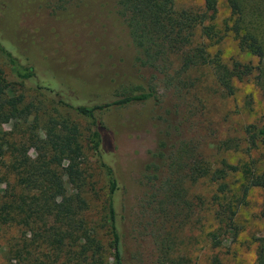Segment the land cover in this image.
Segmentation results:
<instances>
[{
	"label": "trees",
	"instance_id": "obj_1",
	"mask_svg": "<svg viewBox=\"0 0 264 264\" xmlns=\"http://www.w3.org/2000/svg\"><path fill=\"white\" fill-rule=\"evenodd\" d=\"M90 1L0 0L1 15L8 18L0 27V62L19 85L6 83L0 73V228L17 226L25 238L12 264L23 260L30 245L45 257L30 264H143L147 256L153 264H226L218 252L203 263L193 261L191 237L184 230L209 208L195 186L201 180L211 186L207 202L217 225L206 239L209 247H221L236 239V216L250 190L264 191V166L253 159L211 163L199 152L201 140L192 137L199 130L192 122L213 94L232 95L237 81L251 79L264 103V0H222L228 15L221 24L215 22L220 0H203L197 8L178 7L175 0H109L135 53L127 69L101 81L51 63L34 45L19 44L13 26L20 14L47 9L65 20ZM226 33L257 62H230L212 51ZM29 88L35 95L27 93ZM130 105L137 107L134 120L158 122L159 138L142 167V191L128 222L116 144L105 116ZM244 133L250 145L264 143V119L247 123ZM231 140L217 147L227 149ZM85 145L106 179L99 223L86 218L91 184L82 165ZM235 171L241 179L233 190L225 179ZM261 208L264 216V197ZM255 241L251 264H264V234Z\"/></svg>",
	"mask_w": 264,
	"mask_h": 264
},
{
	"label": "rangeland",
	"instance_id": "obj_2",
	"mask_svg": "<svg viewBox=\"0 0 264 264\" xmlns=\"http://www.w3.org/2000/svg\"><path fill=\"white\" fill-rule=\"evenodd\" d=\"M178 7L197 8L203 5V0H175ZM228 10L222 0L218 3L215 22L225 21ZM0 12V27L7 22ZM16 22V21H15ZM21 47L36 46L48 60L75 74L95 81H101L115 71L127 69L134 58V47L122 22V18L109 0H91L75 15L65 20H57L49 14V10H32L20 14L13 26ZM212 51H219L224 60L257 62V59L246 51H242L237 40L231 33H226ZM40 54V55H41ZM0 73L6 83L11 82L19 87L18 79L11 68L0 62ZM27 93L35 92L29 88ZM204 97V92L197 91ZM137 107L130 105L122 107L105 116L107 125L112 130L121 176L124 184V215L130 222L136 212L137 199L142 187L138 178L144 163L150 158L156 148L159 138V124L152 118L134 120ZM264 119V103L258 86L251 79L237 81L232 95L219 97L213 94L204 113L194 118L192 123L199 125L192 137L201 140L199 149L201 155L211 163L217 164L220 159L240 165L250 159L255 160L260 167L264 166V143L255 146L246 141L244 127L247 123L259 122ZM83 135L81 142L85 144L87 134L85 123L81 122ZM11 128V122L3 126ZM190 137V136H189ZM229 138V148H218V144ZM85 159L82 163L85 174L91 184L87 192L89 209L86 218L92 223H99L101 213V199L107 189L106 179L98 164L96 156L85 145ZM33 153L31 149V154ZM241 179L239 171L231 172L225 179L228 186L235 190ZM201 180L195 186V191L204 198L208 207L201 210L200 221L194 225H187L184 234L191 237L190 251L193 261L203 263L205 259L218 252L226 264H251L254 261L255 238L264 234V216L262 215V198L264 191L253 188L249 192L248 202L240 207L236 216V223L240 231L235 240L227 239L221 247L211 248L206 239V232L217 225L211 216L212 204L207 202L211 194V186ZM213 187L216 184H213ZM1 187V186H0ZM232 190V191H233ZM230 193V192H229ZM104 228H102V232ZM24 237L17 226H3L0 228V264H12L13 252L20 248ZM105 244V242H104ZM144 244H149L145 241ZM29 253L23 251V260L19 264H30L33 259H44L43 252L34 246H28ZM145 252L147 248H145ZM26 257V259H24ZM109 258L104 254V260ZM28 259H31L27 261ZM37 263V262H35ZM143 264H153L147 259Z\"/></svg>",
	"mask_w": 264,
	"mask_h": 264
}]
</instances>
